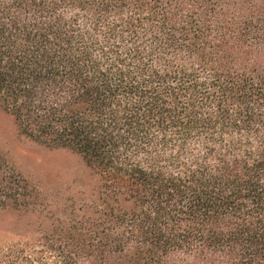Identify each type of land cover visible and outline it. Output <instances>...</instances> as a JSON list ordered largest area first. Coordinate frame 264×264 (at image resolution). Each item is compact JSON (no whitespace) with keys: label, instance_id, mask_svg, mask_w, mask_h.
<instances>
[{"label":"trees","instance_id":"16d2710c","mask_svg":"<svg viewBox=\"0 0 264 264\" xmlns=\"http://www.w3.org/2000/svg\"><path fill=\"white\" fill-rule=\"evenodd\" d=\"M0 102L107 200L12 264H264V0H0Z\"/></svg>","mask_w":264,"mask_h":264},{"label":"rangeland","instance_id":"374dc122","mask_svg":"<svg viewBox=\"0 0 264 264\" xmlns=\"http://www.w3.org/2000/svg\"><path fill=\"white\" fill-rule=\"evenodd\" d=\"M0 157L33 190L27 208L0 210V264H12V246L26 239L49 236L72 247L68 232L107 201L101 177L81 156L21 135L1 102Z\"/></svg>","mask_w":264,"mask_h":264}]
</instances>
